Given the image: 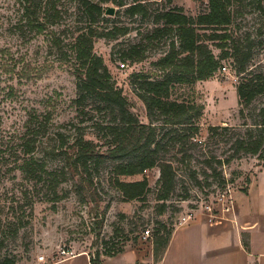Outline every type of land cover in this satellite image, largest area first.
<instances>
[{"label": "rangeland", "instance_id": "1", "mask_svg": "<svg viewBox=\"0 0 264 264\" xmlns=\"http://www.w3.org/2000/svg\"><path fill=\"white\" fill-rule=\"evenodd\" d=\"M149 1L153 9L166 0ZM22 3V0H0V255L13 256L16 264H40L38 255L44 254L48 261H53L59 257L61 248H69L74 253L99 252L101 258L124 252L127 261L132 263L155 264L152 232L162 223L175 228L197 215L214 220L232 216L237 197L247 192L251 180L264 166L263 159L250 153L231 156L222 167L224 183H221L222 177L204 180L200 176L197 183L190 176L192 168L199 166L201 152L211 150L223 159L231 154L227 136L207 142L195 158L176 165L177 183L161 213L157 210L160 201L155 191L160 174L157 166L144 171L150 190L144 197L132 200H122L106 164L97 171L94 186L82 193L73 187L68 173L69 179L64 181L65 174L54 175L56 180L61 179L56 191L46 182L35 184L34 179L24 177L17 168L24 155L19 148L18 133L28 109L37 108L41 113L53 108L50 129L60 128L67 135L81 128L92 137L98 122L106 117L104 109L98 108L94 101L87 100L80 111L73 103L76 96L74 58L67 42L76 30L85 26L79 0H56L57 23L42 33H36L26 23ZM172 4L196 14L205 7L206 0H172ZM103 6L114 9L112 14L104 11L107 20L100 25L116 22L128 26L129 31L115 39L96 37L93 51L102 57L112 82L122 88L132 110L147 122L144 105L132 91V75L154 72L153 61L167 48L171 35L150 41L147 39L152 26L150 18L125 14L113 2ZM231 7L232 35L247 46L252 74L264 75V0H233ZM50 30L62 40V47L54 44ZM139 41L144 47L143 59L132 61L122 56L127 46ZM213 50L218 54L217 48ZM121 62L125 63L123 67ZM242 75H236L229 58L223 60V66L213 77L177 89L185 97L205 105L199 120V139H206L208 126L212 124L230 125L244 132L246 126L264 119V115H259L264 108V93L240 114L236 85ZM40 159L46 162L47 171L57 169L59 173L63 165L59 155L47 153L40 155ZM121 178L134 180L141 175ZM17 219L21 225L12 234ZM146 228L149 235L144 238L142 232ZM118 248L121 250L115 252Z\"/></svg>", "mask_w": 264, "mask_h": 264}, {"label": "trees", "instance_id": "2", "mask_svg": "<svg viewBox=\"0 0 264 264\" xmlns=\"http://www.w3.org/2000/svg\"><path fill=\"white\" fill-rule=\"evenodd\" d=\"M22 1L24 19L36 33H42L57 23L59 9L56 0ZM232 1L206 0L202 10L191 14L182 6L172 4V0H166L153 9L149 0H79L85 26L76 30L67 42L74 58L76 96L73 103L80 111L87 100L94 101L98 108L104 109L106 118L98 122L92 137L81 128L67 135L60 128L50 129L53 108L41 113L37 108L28 109L18 133L19 148L24 155L17 168L24 177L34 179L35 184L46 182L56 191L61 179L56 180L54 175L65 174L62 181L70 177L73 187L82 193L94 186L97 171L106 164L122 200H132L144 197L150 190L144 171L157 166L160 174L155 191L156 199L160 201L157 210L161 213L177 183L176 165L195 158L194 155L207 142L227 136L232 152L225 159L211 150L210 153L201 152L198 168H192L190 172L195 181H200V176L204 180L222 177L221 183H224L223 165L231 156L240 153L257 155L264 160L263 118L246 126L244 132L230 125L212 124L208 126L206 139L201 140L198 138L199 120L205 105L177 91L179 87L192 86L198 80L213 77L223 66V60L231 58L236 75L243 74L236 85L240 114L244 107L250 106L258 95L264 93V75L252 74L247 46L232 35ZM107 2L116 3L130 16L150 18L152 26L148 40L171 35L167 48L153 61L154 72L132 75V91L144 105L147 122L132 110L122 88L112 82L102 57L93 51L96 37L115 39L129 31L128 26L116 22L110 26L99 24L107 20L103 16L106 11L103 4ZM55 33L50 30L54 44L60 48L63 42ZM213 47L219 50L218 54ZM143 50V43L135 42L124 49L122 56L139 61L144 58ZM263 110L259 111L262 117ZM47 153L62 157L59 173L57 169L47 171L46 162L40 159V155ZM135 175H141V178H121ZM19 225L20 220L17 219L12 234H16ZM173 230L174 227L162 223L152 232L154 262L160 260ZM242 244L249 249V238L245 232L242 233ZM120 250L118 248L115 252ZM90 261L91 264H103L99 252L90 255ZM0 264L16 262L13 256L3 254L0 255Z\"/></svg>", "mask_w": 264, "mask_h": 264}, {"label": "crops", "instance_id": "3", "mask_svg": "<svg viewBox=\"0 0 264 264\" xmlns=\"http://www.w3.org/2000/svg\"><path fill=\"white\" fill-rule=\"evenodd\" d=\"M236 204L232 216L214 220L197 215L176 226L155 264H264V166L251 180L247 192L237 197ZM243 232L248 234V250L242 244ZM126 258L122 252L101 259L103 264L133 262ZM52 264H91V261L87 252L79 251Z\"/></svg>", "mask_w": 264, "mask_h": 264}, {"label": "built area", "instance_id": "4", "mask_svg": "<svg viewBox=\"0 0 264 264\" xmlns=\"http://www.w3.org/2000/svg\"><path fill=\"white\" fill-rule=\"evenodd\" d=\"M124 65H125L124 62L120 63L121 67H123ZM210 219H212V218H210ZM148 235H149V229L146 228L142 232V236L144 238H146ZM58 253H59V257L58 258H63V257L70 256V255L74 254V252L71 249H69V248H61ZM37 258H38V261H39L40 264H52L54 262V260L53 261H48V259L45 257L44 254L38 255Z\"/></svg>", "mask_w": 264, "mask_h": 264}, {"label": "water", "instance_id": "5", "mask_svg": "<svg viewBox=\"0 0 264 264\" xmlns=\"http://www.w3.org/2000/svg\"><path fill=\"white\" fill-rule=\"evenodd\" d=\"M113 7L112 6H108L107 8H106V13H109V14H112L113 13Z\"/></svg>", "mask_w": 264, "mask_h": 264}]
</instances>
